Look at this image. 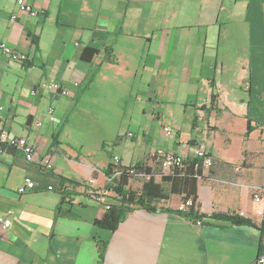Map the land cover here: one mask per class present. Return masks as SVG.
<instances>
[{"label":"crops","instance_id":"0c3cea01","mask_svg":"<svg viewBox=\"0 0 264 264\" xmlns=\"http://www.w3.org/2000/svg\"><path fill=\"white\" fill-rule=\"evenodd\" d=\"M16 1L0 0V42L25 61L0 53V129L35 147L34 161L0 154V216L11 220L0 229V264H252L260 231L210 215L264 219V0H25L35 15ZM85 48L98 52L83 59ZM166 106L173 120L160 132L176 135L159 144L147 119L161 123ZM124 120L136 127L131 138ZM198 144L212 159L197 183L204 218L135 208L112 231L94 224L114 196L104 172L113 157L128 166L153 148L191 156ZM45 157L52 169L38 164ZM146 163L158 182L168 172ZM27 180L33 188L18 193Z\"/></svg>","mask_w":264,"mask_h":264},{"label":"trees","instance_id":"16d2710c","mask_svg":"<svg viewBox=\"0 0 264 264\" xmlns=\"http://www.w3.org/2000/svg\"><path fill=\"white\" fill-rule=\"evenodd\" d=\"M97 52L98 49L96 48H85L82 51L81 57L83 59L89 60ZM107 54L108 55L105 57L106 60L113 61V57L110 56L111 54L109 49H107ZM214 97L215 95L213 94L212 99H214ZM252 128L253 127L249 124L247 125L244 138H248ZM149 159L157 160L148 156L147 160ZM147 160L128 166L121 163L120 165L115 166L113 161H111L104 169V172L108 178L105 188L111 190L114 196L112 197V201H110L107 208L104 205L105 212L103 213L102 217L94 221V224L97 227L112 231L117 228L124 215L133 211L135 208H142L148 212H154L157 210L160 212L172 211L173 213H178L179 215H182L193 222L205 217V214L200 213L196 208L197 183L198 177L200 176V168L203 166L201 159L185 156V159L181 164L169 167L166 174L161 173L160 182L156 181L155 179L156 172L151 171V169L147 167ZM126 169L131 170V172H127ZM115 170L120 171L118 176H114ZM130 179H142L143 182L139 188L132 189L128 186V181H130ZM62 183H64V180H62ZM260 191L264 195V183L261 186ZM59 192L61 194L60 198L62 203L65 196L67 195L63 186H61ZM173 194L181 196V201L183 202L189 199L190 204L187 205L184 210H178L177 207L173 209L164 206L163 204ZM210 218L225 224L250 225L259 230L260 237L264 239V219H262L260 222H253L251 219L244 218L240 215H237L236 213L229 214L221 212L211 214ZM263 243L264 242L262 241L260 248ZM105 244V241L102 240H100L98 244L100 258L103 256Z\"/></svg>","mask_w":264,"mask_h":264},{"label":"built area","instance_id":"2783aa9c","mask_svg":"<svg viewBox=\"0 0 264 264\" xmlns=\"http://www.w3.org/2000/svg\"><path fill=\"white\" fill-rule=\"evenodd\" d=\"M17 9L21 12H26L29 15L37 14V11L32 9L25 0H17ZM12 19L16 18V15L11 16ZM0 53H4V55L8 56L11 61L17 62H24L25 57L20 54L14 48L5 44V42H0ZM39 87L51 91V93L56 94H63V95H71V92L66 89V87L62 86L61 83L58 82H51V81H43L38 84ZM34 92V91H33ZM49 118L52 120L53 111L49 108ZM163 131L165 132L166 136L169 137L172 135V129L170 127H163ZM133 133H128L127 136L129 138L133 137ZM34 143L26 136H18V135H10L6 129H0V154L5 151V149H16L17 151L21 152L24 158L28 161H34ZM148 156L150 158L157 159L159 163L162 165L163 169H168L173 165L181 164L184 159L185 155L176 154L173 151H169L163 148H153L152 151L149 152ZM191 158H199L202 160V164L209 168L212 165V159L207 154V149L204 144H198L195 146L194 151L191 154ZM38 164L41 167L52 169V163L49 161L48 158H42L39 160ZM113 164L115 166L120 165L119 158L117 156L113 157ZM127 172H131V170L126 169ZM120 171L115 170L114 176H118ZM94 178H89L87 183H92ZM34 183L30 181H26L23 185L18 188V193L22 194L28 188H33ZM95 196L97 195L96 192H92ZM257 197V196H256ZM255 197V198H256ZM110 202L105 203V207L109 206ZM190 204V200L187 199L184 202L180 201L177 206L178 210H184L187 205ZM199 223V222H198ZM9 225H11V220L4 216H0V229H6ZM252 264H264V243L262 244L261 248L259 249V253L257 258Z\"/></svg>","mask_w":264,"mask_h":264},{"label":"rangeland","instance_id":"374dc122","mask_svg":"<svg viewBox=\"0 0 264 264\" xmlns=\"http://www.w3.org/2000/svg\"><path fill=\"white\" fill-rule=\"evenodd\" d=\"M165 111H166V116L161 123L159 121L156 122V120H153L155 122H152L150 119H147V123H151V124L155 123L154 127H155V132L157 134L156 135V142H158L159 144H162L163 140L167 137L164 131H162V133L160 132L161 126H165V125L168 126L172 123V120H173L172 115H170L168 106L165 107ZM136 118H137V116L134 117L133 121H138L140 119V117L137 119ZM144 121H146V120H144ZM123 123H124V125H123L124 130L123 131H126V133L122 134V135L127 134V129L131 130V131H136V129H135L136 127L134 125H131L129 128L126 126V123H127L126 120H124ZM172 131H173L172 135H170L169 138H173V136L176 135V130L172 129ZM184 136H185V134H182V137H184Z\"/></svg>","mask_w":264,"mask_h":264}]
</instances>
